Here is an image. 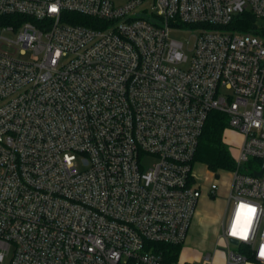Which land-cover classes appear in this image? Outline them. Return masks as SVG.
Listing matches in <instances>:
<instances>
[{"label":"built area","instance_id":"1","mask_svg":"<svg viewBox=\"0 0 264 264\" xmlns=\"http://www.w3.org/2000/svg\"><path fill=\"white\" fill-rule=\"evenodd\" d=\"M263 21L264 0H0V264H218L181 252L219 172L223 264H264ZM214 111L242 141L208 180Z\"/></svg>","mask_w":264,"mask_h":264},{"label":"rangeland","instance_id":"2","mask_svg":"<svg viewBox=\"0 0 264 264\" xmlns=\"http://www.w3.org/2000/svg\"><path fill=\"white\" fill-rule=\"evenodd\" d=\"M115 1L124 4L127 0ZM171 34L184 42V49L189 55L194 48L197 33L195 31L180 30L173 31ZM224 138L230 144L232 152H235L241 144L242 134L237 129L230 128L225 131ZM194 169L199 178L208 177V180L213 179L212 170L205 164L198 162L195 164ZM229 178L230 174L228 172H219L215 179L220 185L216 195L209 196L204 191L202 192L188 237L183 244L181 257L184 259L193 263H202L205 261L204 255L216 247V261L218 264H223L224 257L220 247L225 246L222 240H218V236L221 232L223 219L226 217L225 214L227 210L231 209L232 205L228 203ZM8 261L9 259L5 264H8Z\"/></svg>","mask_w":264,"mask_h":264},{"label":"trees","instance_id":"3","mask_svg":"<svg viewBox=\"0 0 264 264\" xmlns=\"http://www.w3.org/2000/svg\"><path fill=\"white\" fill-rule=\"evenodd\" d=\"M73 16L76 18L74 21L86 23L83 15L74 13ZM233 24L234 28L249 30L256 25V20L251 13L245 12L243 15L237 17ZM227 127L228 120L226 115L219 111L212 112L200 137L196 151L195 160L205 164L216 173L222 169H232L235 167V159L231 146L224 138ZM161 247L175 249L178 253L181 250L180 245H161Z\"/></svg>","mask_w":264,"mask_h":264},{"label":"water","instance_id":"4","mask_svg":"<svg viewBox=\"0 0 264 264\" xmlns=\"http://www.w3.org/2000/svg\"><path fill=\"white\" fill-rule=\"evenodd\" d=\"M260 173H261V171L257 172V174H260Z\"/></svg>","mask_w":264,"mask_h":264}]
</instances>
